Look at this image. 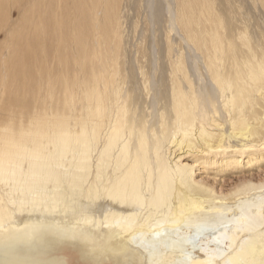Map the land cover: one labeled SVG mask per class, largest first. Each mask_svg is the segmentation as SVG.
Returning a JSON list of instances; mask_svg holds the SVG:
<instances>
[{"label":"bare ground","instance_id":"bare-ground-1","mask_svg":"<svg viewBox=\"0 0 264 264\" xmlns=\"http://www.w3.org/2000/svg\"><path fill=\"white\" fill-rule=\"evenodd\" d=\"M25 1L0 0V264H264V178L208 180L264 166L249 11L165 0L167 86L157 43L125 65L122 0Z\"/></svg>","mask_w":264,"mask_h":264},{"label":"rangeland","instance_id":"rangeland-1","mask_svg":"<svg viewBox=\"0 0 264 264\" xmlns=\"http://www.w3.org/2000/svg\"><path fill=\"white\" fill-rule=\"evenodd\" d=\"M162 1L161 0H153V1L122 0L120 4V13H119V17H121V19L119 18V21L121 27V35L123 36L122 38H124L122 40L124 41V53H125L124 60L126 61L125 65L129 69L134 70V72L136 71L135 74L137 75V80H138L139 79L138 73L140 71V67L148 70L149 69L148 67L152 66V62H155V55H152V53L155 49L154 44L157 43L158 44L157 51L161 54L160 59L162 58V60L160 61L162 63L161 70L157 71V73L161 74L160 76L166 79L165 81L168 86L169 60H168V56L166 55L167 54L166 26L168 25V21H167L168 16L166 15L168 14H165L167 12L165 6L166 1L165 0ZM219 1L220 4L218 5V9L219 10L222 9L223 12H226L228 8L231 7L237 10V8H239L240 5L243 6L244 11L245 12L249 11L252 17L251 22L253 25H255L252 28V30L257 32L258 30L256 27L258 24L260 25L261 28H264V9L261 3L258 2L257 0H225V2L224 0H219ZM35 2H37V0H26L25 9L28 6H32V4ZM170 2H172L173 5H175L174 3H176V0L174 1L170 0ZM47 4L53 7L50 10V12H52V17H49L48 22H50L51 20L54 23L53 18H54V12H56L57 9V0H48ZM151 9L152 11L150 12ZM12 10H14L10 15L12 17V20L17 19L20 15L18 14L19 13L18 9L13 8ZM157 11H161L163 15L162 17H160L161 21L160 19H158L159 12ZM151 18H153L154 21H152ZM0 38H1L0 45H4V40L6 38L5 35L1 33ZM173 39L176 43H180V39L178 35L173 34ZM47 42L49 45L50 53L54 55L55 47L57 44V36L56 35L54 36V27H52L49 32ZM181 44L184 47L186 46L184 42H181ZM142 98L145 97L142 96ZM0 116H3V113H0ZM261 178H264V166L258 170L256 168H253L251 171L245 170L242 172H236L234 170H229L225 173H222L221 176H217V179L215 180L212 178H208V180L211 183H213L218 190H223L227 192L231 188H233L236 184H239L241 181H244L246 179H252L258 181Z\"/></svg>","mask_w":264,"mask_h":264},{"label":"snow or ice","instance_id":"snow-or-ice-1","mask_svg":"<svg viewBox=\"0 0 264 264\" xmlns=\"http://www.w3.org/2000/svg\"><path fill=\"white\" fill-rule=\"evenodd\" d=\"M57 264H63V262L62 261H58Z\"/></svg>","mask_w":264,"mask_h":264}]
</instances>
